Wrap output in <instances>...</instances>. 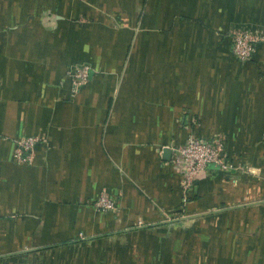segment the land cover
Returning a JSON list of instances; mask_svg holds the SVG:
<instances>
[{
  "label": "crops",
  "instance_id": "1",
  "mask_svg": "<svg viewBox=\"0 0 264 264\" xmlns=\"http://www.w3.org/2000/svg\"><path fill=\"white\" fill-rule=\"evenodd\" d=\"M239 25L264 34V0H0V264H264V43L238 60ZM191 135L241 168L184 193Z\"/></svg>",
  "mask_w": 264,
  "mask_h": 264
},
{
  "label": "built area",
  "instance_id": "2",
  "mask_svg": "<svg viewBox=\"0 0 264 264\" xmlns=\"http://www.w3.org/2000/svg\"><path fill=\"white\" fill-rule=\"evenodd\" d=\"M228 35L232 39L233 53L242 62L250 61L259 44L264 43V34L258 30L239 25L230 29ZM89 65L74 67L70 73L74 89L77 90L89 81ZM264 140V134H263ZM44 141L41 135H24L15 140L13 159L18 164H30L34 158L37 146ZM174 162L180 173V185L184 193L193 188L200 175L206 172L208 166L222 169L241 168L226 159L222 144L217 141H207L196 135L175 147ZM95 207L102 212H115L117 205L108 194L102 192L95 201Z\"/></svg>",
  "mask_w": 264,
  "mask_h": 264
}]
</instances>
